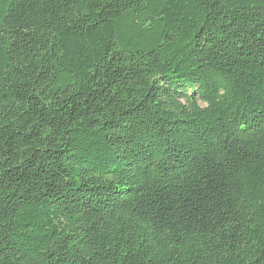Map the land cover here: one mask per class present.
I'll list each match as a JSON object with an SVG mask.
<instances>
[{"label":"trees","instance_id":"obj_1","mask_svg":"<svg viewBox=\"0 0 264 264\" xmlns=\"http://www.w3.org/2000/svg\"><path fill=\"white\" fill-rule=\"evenodd\" d=\"M0 264H264V0H0Z\"/></svg>","mask_w":264,"mask_h":264}]
</instances>
